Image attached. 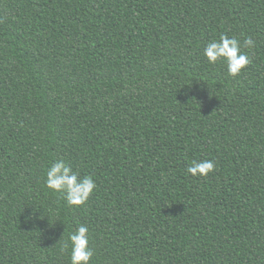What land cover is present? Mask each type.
Returning <instances> with one entry per match:
<instances>
[{"label":"trees","instance_id":"1","mask_svg":"<svg viewBox=\"0 0 264 264\" xmlns=\"http://www.w3.org/2000/svg\"><path fill=\"white\" fill-rule=\"evenodd\" d=\"M81 225L89 264H264V0H0V264H71Z\"/></svg>","mask_w":264,"mask_h":264},{"label":"clouds","instance_id":"2","mask_svg":"<svg viewBox=\"0 0 264 264\" xmlns=\"http://www.w3.org/2000/svg\"><path fill=\"white\" fill-rule=\"evenodd\" d=\"M254 46L255 42L251 37L245 39L241 45L239 40L221 35L219 41L208 44L204 55L211 64H216L220 60L225 61L229 76L235 78L252 62L247 54L241 53V47L250 49ZM214 171L215 163L212 161H193L187 169V172L193 177H207ZM46 186L54 192L64 193L63 199L66 200L69 207H81L90 199L96 188V183L91 176L81 179L73 173L70 166L60 161L47 172ZM70 246L71 264H89L94 252L89 248L87 227L79 226L70 235L69 240L62 243L61 252H67Z\"/></svg>","mask_w":264,"mask_h":264}]
</instances>
